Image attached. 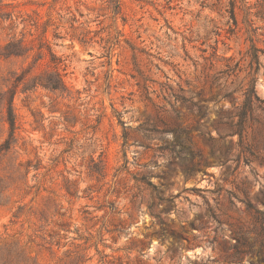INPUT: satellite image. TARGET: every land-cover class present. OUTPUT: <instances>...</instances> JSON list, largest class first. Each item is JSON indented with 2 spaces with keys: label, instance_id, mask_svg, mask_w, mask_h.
Listing matches in <instances>:
<instances>
[{
  "label": "rangeland",
  "instance_id": "1",
  "mask_svg": "<svg viewBox=\"0 0 264 264\" xmlns=\"http://www.w3.org/2000/svg\"><path fill=\"white\" fill-rule=\"evenodd\" d=\"M21 40L0 264H264L263 113L232 127L264 100V0H0V45ZM55 69L64 91L32 87Z\"/></svg>",
  "mask_w": 264,
  "mask_h": 264
},
{
  "label": "trees",
  "instance_id": "2",
  "mask_svg": "<svg viewBox=\"0 0 264 264\" xmlns=\"http://www.w3.org/2000/svg\"><path fill=\"white\" fill-rule=\"evenodd\" d=\"M232 3H230V9L228 11L229 17L232 20L233 24L235 23L234 14L232 10ZM25 45L23 43V40L19 42H8L5 45H0V58H8L11 56H17L20 55L22 50L24 49ZM52 56V55H51ZM252 59L255 63H259V57L257 54V51L254 50V53L252 55ZM226 61H230V59H227ZM227 71L229 72L228 75H235L238 71V64L235 65H227ZM32 87H43L47 90L57 92V91H64L66 89L65 82L63 80V76L55 69L51 72H46L42 75L35 76L31 81ZM27 89V88H26ZM10 95V91H9ZM12 97V95L10 96ZM182 100H184L182 98ZM234 107L236 106V99L233 100ZM237 109L235 113L236 122L232 126L235 128V134H238L239 137H241L243 132L244 123L247 120L248 114H253L255 111H261L264 116V100H261L257 93L253 88L243 93V99L241 102L235 107ZM5 112H6V121L9 125V131H10V137L13 135V132L15 130V117L14 112L12 108V100H8L5 105ZM123 147L126 146L127 143V133L123 132ZM9 146L6 145L5 148H8ZM126 152L123 153L125 156ZM142 182L146 183L145 176H142L140 179ZM150 184V183H148ZM248 209H251L250 205H247ZM256 219H258L259 216H264L263 213L260 211H254Z\"/></svg>",
  "mask_w": 264,
  "mask_h": 264
}]
</instances>
